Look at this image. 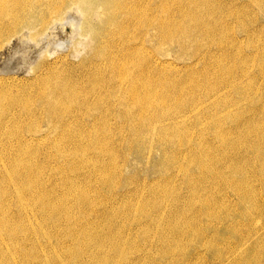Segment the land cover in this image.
Wrapping results in <instances>:
<instances>
[{"label":"bare ground","instance_id":"1","mask_svg":"<svg viewBox=\"0 0 264 264\" xmlns=\"http://www.w3.org/2000/svg\"><path fill=\"white\" fill-rule=\"evenodd\" d=\"M232 1L0 0V34L21 27L28 32L27 38L37 41L55 28L52 26L63 19L66 6L72 4L81 12L83 37L90 41L87 55L79 63L65 59L41 63L35 77L39 80L37 98L25 101L30 116L36 109L31 110L32 105L44 112L51 133L57 136L54 140L51 136L52 141L42 145L49 134H33L32 128L30 136H23L19 117L15 122L0 116V264H40L42 258L55 252L56 262L71 264L77 250L86 249L84 254L95 256L97 253H91L95 247H107L129 257V262L119 258L116 264H139L130 250H124L131 246L140 251L141 239L151 242L153 253L175 255L180 247L184 253L181 264L209 261L210 253L215 260L223 255V241L229 240L231 232L222 235L216 230L219 221L210 220L213 209H229L224 199L228 189L240 204L251 203L255 209L262 203L264 190V118H260L264 115V82H259L260 78L264 80V32L261 28L249 29L245 21L244 26L236 25L238 20L249 18L246 7L264 11V0H246L238 6L234 2L239 0ZM237 29L247 34V52ZM151 37L156 42L155 53L163 55L166 46L176 44L182 51L195 48L193 57L197 60L179 66L171 59L155 57L148 45ZM167 39L171 44H166ZM255 42L258 44L250 52ZM197 63L201 67L196 68ZM167 120L174 124L169 131L161 126ZM31 121L42 122L36 115L30 117ZM152 129L160 132L161 153L155 167L168 176L156 179L159 184L148 192L138 185L135 193L144 192L140 207L130 202L122 215L124 219L141 212L133 222L144 228L143 237L139 241L137 236L131 237L134 228L123 225L120 243L104 242L100 229L112 218L106 213L113 210L111 200L117 197L112 189H117L116 182L121 185L123 177L117 159L116 144L120 140L115 143L113 135L117 131L133 134V141L121 140L131 148L135 143L142 146L143 132ZM233 134L240 139H229ZM66 143L76 145L69 147ZM33 144L40 146H29ZM46 150H52L47 153L48 161H38V153L46 154ZM152 151L149 148L144 155L140 149L138 155L145 159ZM176 175H180L179 181ZM55 176L60 177L59 191L52 187ZM69 205L77 209H67ZM74 213L82 214L80 221ZM204 221L211 229L205 235L201 234ZM114 235L112 231L110 236ZM153 235L159 239L157 245L150 240ZM190 240L199 241L205 253H186ZM43 243H49L53 250L46 253ZM66 249L71 252L66 254ZM244 250L231 248L224 253L225 259L215 264L226 260L256 264ZM153 253L142 251L149 260ZM97 256L94 264H106L102 253ZM167 258L171 261L154 264H175L179 260Z\"/></svg>","mask_w":264,"mask_h":264},{"label":"rangeland","instance_id":"2","mask_svg":"<svg viewBox=\"0 0 264 264\" xmlns=\"http://www.w3.org/2000/svg\"><path fill=\"white\" fill-rule=\"evenodd\" d=\"M42 1H47V0H42ZM245 1L246 0H239L238 2L235 1L234 3L237 4V6H238L241 3H244ZM224 2L229 4V2H233V1L232 0H224ZM75 7L72 4L67 5L65 8V11H64L66 13H64L63 19L59 20L57 22V24L52 26L55 28L51 27L52 28L51 30H49V31H47V33L43 34V37L41 36L38 39L39 41L37 39H36L37 41H35V38L32 41V37L29 36L28 38H29L30 43L29 42L25 43L28 40L27 35H29V34H28V32H26V30L24 33L21 30V27H19V29L13 27L15 30L13 28H11L10 31L8 30L9 34L6 32L0 34V36H1L0 37V45H1V47H0V113H1V115L0 116L2 117V119L4 118L3 119L4 121L12 120V121L16 122L19 119V121H21L20 124L24 126V127H22L23 129L21 130V133H20L23 136H30L31 131H29V130H33L32 128L35 129V130H33L34 132L32 131L33 134L37 133V132H40L42 135H45L46 133H47L46 135L49 134L47 136V138H45V140L43 141L42 145H48L49 142L54 140L57 136L55 133L54 134L51 133L52 126L50 125L49 122H47L46 118L44 117V115H43L44 112L38 111L39 109H37V107L32 105L31 110H33L34 108H36V109H34L31 116L32 115L33 116L36 115V117L40 116V119L42 121V122L39 121L38 123L36 122V124H35L34 121L30 122L31 116H30V114L26 113L24 105H25V101L28 100V98H30V99H33V98L36 99L37 98V92H38V90H37L38 86L37 85H38L39 80H37V78H36L37 81H35V77H37L36 75H38L40 73V70L42 69L41 63L44 64V62L47 63L48 61L51 63V62H55L56 60L58 62H60L63 59L72 61L74 63H79L81 61V58L83 59L87 55V47H88V44H90V41L83 37V18L81 20V12L78 8H77V10H75ZM245 10L246 11L249 10L250 16H249V18H243V19L238 20L237 24H236L237 27H240L239 25L244 26V21H245L247 23L249 29H253V28L260 29L261 28V30L264 32V11L261 12L257 8L252 9V6L246 7ZM72 22H73V24H72ZM77 25L80 28L77 27ZM11 30L13 31L14 34L11 32ZM19 33L22 35V37H21V35L20 36L16 35ZM236 34H237L238 38L240 39V41L243 43V47H244L243 51L247 52L249 49V47H248L249 46V44H248L249 39H247L248 37H247L246 32H243V31L237 29ZM4 35H6V36H4ZM7 35H9V36H7ZM16 36H18V39H16ZM5 37L6 38L9 37V38L6 39ZM30 37H31V39H30ZM21 38H23L24 40H22ZM152 38L153 37L150 38V42L148 45L150 46V52L152 51L151 53H153L151 55H154L155 57H162V58L164 57V58L171 59V60L175 61V63H177L179 66L183 65V64L192 63V62H195L197 60V58L193 57L195 52H196L195 48L189 47L188 49H185L182 51V49H180V47H178L176 44L173 47L166 46V48L163 51V55L159 54V53H155L156 42L154 40H152ZM11 39H12V41H11ZM257 39L258 38H256V40ZM7 40L11 43H7L8 42ZM15 40H17V41H15ZM19 40H20V42H18ZM43 40H45V41H43ZM34 41L37 44V46L34 43ZM262 41L264 44V34L262 36ZM21 42H22V45H21ZM31 42H33V43H31ZM1 43L3 44V46ZM6 43L8 45H6ZM166 44H171V41L167 39ZM257 44L258 43L255 42L254 43L255 46H253V45L250 46V47H252L250 52H254ZM45 45L47 47L48 46H51V47L46 48ZM77 46L79 48L78 51L76 48ZM85 46H86V48H85ZM2 47H3V49H1ZM262 47L263 46L261 45V49H262ZM22 48L25 50H23ZM74 48H75V51H74ZM41 51H42V53H41ZM75 53H77V54H75ZM85 53H86V55H85ZM40 54L41 55L43 54V55L41 56ZM50 54H52V55H50ZM48 55H50V56H48ZM13 59H15V60H13ZM194 66H196V68L201 67L200 64H198V65L195 64ZM260 80H261V78L259 79V82H260V84H262L264 82V80L263 79L261 81ZM262 85L264 86V84H262ZM35 89L37 90V92ZM31 96H34V97L31 98ZM235 98L238 99L237 97H234V99ZM33 104H35V103H33ZM257 104L261 105L262 102H260V103L257 102ZM235 112H238V110L237 111L235 110ZM246 113H247L246 115H250L247 112V110H246ZM13 116H14V118H13ZM17 117H19V118L17 119ZM43 118H44V120H42ZM260 118L261 119L264 118V115L260 114ZM191 119L193 120V118H191ZM191 119H189V122L192 123ZM28 124H30V125H28ZM155 124L157 125V123H155ZM155 124L153 126H155ZM160 124H161V122H160ZM173 125H174L173 123L170 124V121L167 120V121H165V124H163L161 126H163V127L166 126L167 127L166 131H169V128L173 127ZM83 126L85 127V124ZM158 127L160 128L159 124L157 125V128ZM15 129L17 132L18 128L15 127ZM194 131L196 132L197 130H194ZM121 132L122 131L115 132L114 133L115 136L113 135V137L115 138V143L118 140H120L119 145L116 144V146L119 149L117 159H118L120 166L122 168V173H123L122 176L123 177H122L121 185L119 186V184L116 182V188L117 189H112V193L117 197H115L114 199L111 200V202H112L111 204H113V206H114V208H112L113 210L109 209L106 212V213L111 214L112 218L107 219L103 223L102 229H100L99 236L101 238L105 237L104 242H106L108 240H112L114 243L115 242L120 243L121 239L123 238V234L120 231V227L123 225L134 228V231H133L131 237L133 235L137 236L138 241L141 239V237H143L142 236L143 235L142 230L144 228L141 229L139 227V223L133 222V219H137L140 216L141 212L139 211V213H137L136 215H135V213H133L131 215H126V216H124V219H123L122 215L124 213V206L129 205L130 202H133L137 208L140 207L142 202H140L139 199L144 194V192L145 191L148 192L153 187L154 188L157 187V185L159 184L158 179H161L162 177L168 176L165 171L163 172L161 170H158L155 167L156 166L155 163H157V161H159L160 153H161V151L159 150V147H158V143L160 142L159 130L152 129V130L145 132V133L142 131L143 135H144V140H142L140 143L142 146H139V145L137 146L138 143H135V147L133 146L134 148L133 147L130 148L129 146H127V144H124L123 141L121 142V140H123L124 138L129 140V141L130 140L133 141L132 138L134 137V135L131 133H128V132H125V133H121ZM76 135H77V133H76ZM208 135H209V133L206 134V136H208ZM51 136L53 137V138H51L52 140H50ZM77 136H79V135H77ZM229 139H234L235 141H238L240 139V137L238 134H233V135L229 136ZM143 142H145L147 147H145V148L143 147V144H144ZM70 144L71 143H69V145H68V143H66V146L68 145L69 147H71V146L75 147V145H76L75 143H74V145L73 144L70 145ZM34 145L36 147L40 146V145H36V144L29 145V146L35 147ZM45 147L47 148V146H45ZM149 148H152V150H153L151 156L148 158L146 156L145 159H142L141 156L138 155L139 150L142 149L144 152V155H148L145 153H147V150ZM1 149H2V145H0V152H1ZM47 151L48 150H46V152H45L46 154L38 153V155H37L38 158H36V159H38V161H40V162L48 161V159H46L47 153H49L52 150H49L48 152ZM126 151H128V152H126ZM44 155H45V157H44ZM124 157H125V159L123 160ZM33 162L31 164H33ZM51 164L55 165V163L53 161H51ZM175 177H176V179H178V181L181 179L180 175H176ZM53 179L58 184L55 182L52 187H54V189L57 188L56 190L59 191L60 186H61L60 177L55 176ZM156 179L158 181H156ZM81 180H84V179L82 178ZM138 185L145 188L143 193H135L136 188H138ZM258 185L260 186V184H258ZM68 190H69V188H66V192H68ZM105 191H110V189H106ZM122 193H124V194H122ZM226 193H227V196H225L224 199H225V201H228L229 209H223L221 207L218 209H213L215 214H214V217L210 218L211 221L215 220V219H217L219 221L218 225H216V228H217L216 230L220 234H222V235L226 234L227 231L231 232L230 233L231 236H230L229 240L223 241L225 243V244H223L224 251L227 252L231 248L241 247L242 250L245 249L244 251L250 252V253L248 252V254L251 255L250 258L252 257L251 259L253 261L256 260V262H254V263L264 264V190H262V192H261L262 200H260V201L262 203L259 206V207H262L263 209H258L259 207L254 209V206H252L251 203L246 204V205L240 204L237 196L234 194V192L231 189H228V191L226 190ZM146 195H147V193H146ZM143 197H145V196H143ZM251 208H253V209H251ZM67 209H77V208L71 207V205H69L67 207ZM104 210H107V209H102L101 212H103ZM217 215L220 217V219L217 218ZM73 216L76 218L77 221H80L82 218L81 213H74ZM122 219H123V221H122ZM205 223H206V221L203 222V228L201 231V234H204V235L207 234V231L210 229L209 226H205ZM138 227H139V229H137ZM254 229L255 230L258 229V230L255 231ZM262 229H263V231H262ZM112 231L115 233L114 236H110V233ZM210 231H211V229L208 231V233ZM173 232L175 233V231H173ZM258 232H260V233H258ZM80 234H79L78 240H77L78 243H80V240L82 237V235H80ZM243 235H245V237L247 239L246 242H244ZM247 236H248V238H247ZM153 237H155V236L153 235L151 237L152 239H150V240L152 242H154L155 245H157V243L159 242V239L156 237H155L156 238L155 239ZM236 238H240V240L243 242L236 241L235 240ZM139 243H140V245H139L140 251H138V248L132 249L131 246L124 250V252L130 250V254L132 255V258L135 259L134 261L139 262V264H154V262H164L165 263V262L171 261V259H168L167 257L178 258L179 260L176 261L175 264H181V262L183 261L182 257L184 255V253L180 252V247L177 248L175 255H163V253H160V251L154 252V253H153V251H151V247H150L151 242L148 243L147 241H142V239H141L139 241ZM141 244H143V245H141ZM144 244L147 246H144ZM255 245H259V246L255 247ZM43 246L45 247V249H48L47 251L45 250L46 253L53 250V249H51V246L49 243H43ZM141 250L146 252L147 254L153 253L152 259L149 260L146 257H144L146 254L143 256ZM204 250L206 251V248H203L199 241L196 242L194 240L193 241L190 240L188 242V249H187L186 253L190 252L192 255L193 254L195 255L197 253L195 251H199V252L203 251V253H205ZM85 251H86V249H84V251L77 250V253L74 254V256L72 257L71 264H94V262H96V260L98 258L97 255L99 253H102L103 259L104 258L106 259V261H105L106 264H116L115 260H118L119 258H125V259L127 258L124 263L129 262V260H128L129 257L127 255H124L123 253H120V252H113L111 249H108L107 247L105 249L104 248L102 249L101 247L92 248L91 253L92 254L97 253L95 256H91V255L88 256V255L84 254ZM70 252H71L70 249H66V254H68ZM179 252H180L181 256L179 255ZM56 253H58V252H55L49 258H47V257H46V259L42 258V261L40 264H62V263L56 262L54 260V256L56 255ZM224 253L222 256L226 257V255H224ZM63 255H64V253L62 254V256ZM222 256L217 257V259L215 260L216 257L210 253L208 255L209 261H204L202 259V260H199L198 264H215V263L220 262V260L225 259V257L223 258ZM140 258H143V259L141 261H138ZM237 258L239 259V257H237ZM240 259H241V257H240ZM227 263L233 264L234 262L232 263V262H229V260L228 261L226 260L224 264H227ZM64 264H66V263H64Z\"/></svg>","mask_w":264,"mask_h":264}]
</instances>
